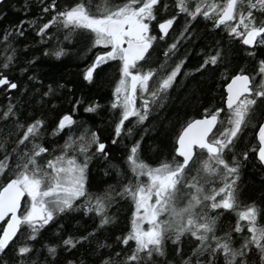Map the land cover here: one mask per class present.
<instances>
[{
    "label": "snow or ice",
    "instance_id": "6c2138e0",
    "mask_svg": "<svg viewBox=\"0 0 264 264\" xmlns=\"http://www.w3.org/2000/svg\"><path fill=\"white\" fill-rule=\"evenodd\" d=\"M170 7L176 15L158 22L159 12L167 13ZM40 12L29 27L36 28L42 42L45 37L57 40L55 50L45 51V56H69L72 53L65 44L75 48L83 41L78 54L97 52L84 73L89 83L95 82L98 69L116 62L118 79L109 105L116 117L112 145H117L122 136H133L134 129L143 125L154 110L165 106L187 59L173 66L172 57L180 41L190 38L191 23L198 18L212 21L214 29L223 26L230 38L250 49L264 48V0H173L172 4L165 0H71L64 7L50 0ZM181 14L187 22L164 52L165 60L156 68L145 69L158 39L152 35L153 22L158 23L163 33L159 39L163 40ZM44 16L49 18L39 23ZM25 23L21 21L14 32L3 34L4 51L12 54L5 55L0 69L9 70L15 61L16 49L8 41L24 35ZM54 28L56 33H52ZM216 44L212 53H202L204 59L197 73L219 68L227 59L220 42ZM246 54L253 59L256 56L255 51ZM34 63L29 61L30 65ZM257 63L254 71L241 68L231 76L223 107L205 108L202 118L186 122L177 134L178 146L171 160L156 166L145 162L139 155L143 137L134 140L125 149V167L109 164L105 171V175L115 172L110 178L116 183L98 193L88 190L90 164L96 159L108 164L111 154L96 131L83 121L77 122L72 114H63L51 135L66 133V139L62 145L48 147L44 143L47 122L43 117L30 123H20L16 117L7 134L0 132V264H39L31 259L33 242L61 214L81 209L94 213L99 217L100 230L116 223L108 210L120 198L131 200L134 206L130 226L126 234L115 237L120 251L100 252L113 247L106 243L90 247L87 254L94 255L99 264H264V224L260 223L264 220V203L245 205L241 200L239 173L249 159V151H236L246 130L258 129L259 147L253 146L251 151L264 165V59ZM5 85L9 89L18 87L0 71V86ZM55 91L48 85L42 99L54 96ZM81 103L74 102L73 112ZM102 107L94 102L84 111L97 113ZM14 109L9 104L0 120L7 123L15 116ZM227 211L235 212L237 220L224 230L220 222ZM96 236L97 231L69 236L63 245L69 250L77 249V245L91 246ZM185 237L190 242L187 252L183 247ZM47 251L57 257V247L50 246ZM66 264L77 261L67 260ZM78 264L87 261L80 259Z\"/></svg>",
    "mask_w": 264,
    "mask_h": 264
},
{
    "label": "trees",
    "instance_id": "16d2710c",
    "mask_svg": "<svg viewBox=\"0 0 264 264\" xmlns=\"http://www.w3.org/2000/svg\"><path fill=\"white\" fill-rule=\"evenodd\" d=\"M48 2L50 0H4L0 4V64L3 63L5 55L12 54L4 51L6 44L3 34L14 32L21 21L26 22L23 26L24 35H16L8 41L16 49L15 61L9 70L0 69L10 82L18 85L17 89H9L7 85L0 86V115L7 110L9 104L15 106V116L12 119L7 123L0 120V132L7 134L16 117L19 118L20 123H30L34 119L43 117L47 122L46 128L43 129L45 146L56 147L62 145L66 139V133L59 137L51 135L58 118L63 114L78 113V122L83 121L85 126L96 131L100 135L101 141L108 145V151L111 154L108 164L103 159L91 162L88 189L90 193H98L108 185L116 183L114 179L110 178L115 175V172L112 171L105 175V171L109 168V164L125 167L123 164L127 155L125 149L130 148L134 140H141V137H143V142L139 155L145 162L156 166L161 161L171 160L175 155L177 134L186 125V122L203 116L205 108L223 107L224 86L231 76L239 72L241 68H246L247 72L254 71L258 67L257 62L264 59V48H247L238 40L230 38L223 26L220 29H214L212 21L204 20L202 17L198 18L191 23L190 38L180 41L178 52L172 57L173 66L175 62L185 57L187 59L174 87L169 91L165 106L154 110L143 125L134 129L133 136H122L117 145H112L111 139L115 138L113 121L116 117L114 110L110 109L109 105L113 100L112 92L115 81L118 79L116 62H110L109 65L103 66L102 70L98 69V75L94 73L95 82L89 83L83 78L84 73L97 52L94 51L92 55L78 54V49L84 43L83 41L75 48L65 44V47H69L72 53L69 56L61 59H56L53 55L45 56L43 54L45 51L55 50L57 40L49 41L45 37L42 42L41 37L36 34V28L29 27V25L38 20L41 16L40 9ZM165 2L172 4L173 0H165ZM57 3L60 7H64L71 3V0H57ZM161 11L158 14V20L163 17ZM173 15H176V11L170 7L165 17ZM181 15L177 17L171 29L173 32L178 31L175 41L187 22ZM48 18V16H44L39 20V23L46 22ZM152 27L153 31H156L155 24ZM52 33H56L55 28ZM217 41L224 49L227 59L221 62L219 68L209 67L207 71L197 73L195 70L204 59L202 53H212L217 47ZM229 45H231L230 49ZM167 49L168 47H163L157 42L154 49L151 50L148 64L144 66L145 69L156 68L164 61V52ZM248 51L256 52L254 59L246 54ZM32 60H35V63L30 65L29 61ZM225 68L228 69L227 72L224 71ZM184 73H188V75ZM30 77H35V79L30 80ZM41 83L44 87H41ZM48 85H52L56 89L55 95L42 99L41 94L47 91ZM76 100H82V103L73 112ZM94 102H98L103 107L97 113H85L84 108ZM137 103L140 105L139 99ZM128 127H132V124H128ZM12 130L15 131V129ZM256 130L249 127L236 149L237 153L244 150L249 151V159L243 162L238 181L239 191L242 193L241 200L245 205L251 204L253 201L264 203V168L258 163L256 153L251 151L253 146L258 148ZM74 131L78 132L79 129H74ZM2 158L3 152L0 151V160ZM0 183H3L2 179H0ZM133 210L134 206L131 200L118 199L108 210V214L116 223L110 224L102 230L97 229L99 217L94 213H86L81 209L61 214L42 230L40 236L33 242L35 251L31 259L38 260L39 264H45L46 261L47 264H66L67 260H75L78 264L80 259H85L87 264H99L97 258L94 255H88L87 251H90V247L95 248L98 243L113 246L110 249H100L102 253L120 251V247L116 246L115 237L126 234ZM239 210H243V208ZM236 220L235 212H224L221 217V227L227 230L230 225L235 224ZM260 223L264 224V220H261ZM93 231H97V236L91 242V246L88 244H85L84 247L77 245V249L69 250L63 245V240L69 236L79 237ZM189 243L188 238L185 237L183 244L185 252L190 250ZM50 246L57 247L56 258L49 255L47 248ZM236 246L239 245L236 244ZM171 247V242H169V251H171ZM221 264H223L222 261Z\"/></svg>",
    "mask_w": 264,
    "mask_h": 264
},
{
    "label": "flooded vegetation",
    "instance_id": "af4514ba",
    "mask_svg": "<svg viewBox=\"0 0 264 264\" xmlns=\"http://www.w3.org/2000/svg\"><path fill=\"white\" fill-rule=\"evenodd\" d=\"M165 14H167V13H165ZM165 14H163L162 16V18L160 19V20H158V22H164L166 19H169V18H171V17H169V16H166L165 17ZM153 24H155V30L156 31H152V35H155V36H157L158 37V39H157V42H159V44L160 45H163V47L165 46V47H168L169 45H171L175 40L174 39H172V34H173V31L170 29V31H169V34L166 36V37H164V39L163 40H161V39H159V37L160 36H162L161 35V33H160V31H159V27H158V23L157 22H153ZM174 26V25H173ZM178 34V33H177ZM156 42V43H157ZM155 43V44H156ZM155 46V45H154ZM149 60V59H148ZM86 113V112H85ZM73 115V118L78 122V113H75V114H72Z\"/></svg>",
    "mask_w": 264,
    "mask_h": 264
},
{
    "label": "water",
    "instance_id": "95a60500",
    "mask_svg": "<svg viewBox=\"0 0 264 264\" xmlns=\"http://www.w3.org/2000/svg\"><path fill=\"white\" fill-rule=\"evenodd\" d=\"M4 0H0V4L3 2ZM162 23V22H161ZM170 31V30H169ZM161 33V32H160ZM161 35H163V33H161ZM247 48H248V46H246ZM231 82V78L228 80V82L225 84V86H224V91H225V98H226V95H227V84L228 83H230ZM203 116H201V117H197V118H194V119H200V118H202ZM194 119H192V120H194ZM258 131V129L256 130V132ZM256 140H257V143H258V147H259V142H258V139L256 138ZM176 146H178L176 143H175V147ZM258 149V148H257ZM256 159H257V161H258V163L260 164V162H259V159H258V156H257V154H256ZM261 165V164H260ZM263 168H264V165H261Z\"/></svg>",
    "mask_w": 264,
    "mask_h": 264
},
{
    "label": "rangeland",
    "instance_id": "374dc122",
    "mask_svg": "<svg viewBox=\"0 0 264 264\" xmlns=\"http://www.w3.org/2000/svg\"><path fill=\"white\" fill-rule=\"evenodd\" d=\"M161 13L162 14H165V12H163V10L161 11ZM181 16H183L184 20L186 19V17L183 14ZM177 33H178V31L173 32L172 39H175L176 38ZM137 106H139L138 103H137Z\"/></svg>",
    "mask_w": 264,
    "mask_h": 264
}]
</instances>
